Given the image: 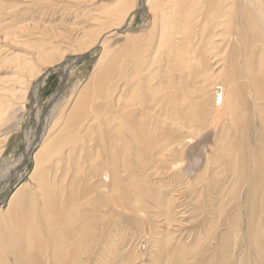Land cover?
Instances as JSON below:
<instances>
[{
    "label": "bare ground",
    "instance_id": "obj_1",
    "mask_svg": "<svg viewBox=\"0 0 264 264\" xmlns=\"http://www.w3.org/2000/svg\"><path fill=\"white\" fill-rule=\"evenodd\" d=\"M59 1L0 0L1 190L33 164L0 204V264H264V0H144L139 32L141 0H83L35 36L25 16Z\"/></svg>",
    "mask_w": 264,
    "mask_h": 264
},
{
    "label": "rangeland",
    "instance_id": "obj_2",
    "mask_svg": "<svg viewBox=\"0 0 264 264\" xmlns=\"http://www.w3.org/2000/svg\"><path fill=\"white\" fill-rule=\"evenodd\" d=\"M23 1H30V0H23ZM48 1V0H47ZM59 1V0H58ZM61 1H62V4H61ZM70 1H72V2H70ZM79 1V3H77L78 5H80L79 6V8L82 10V3H81V1L83 2V0H60L59 2H57L56 3V5H55V12L54 11H51V12H47V13H43V14H39V13H37V12H32V11H30L25 17V20L27 21H25L24 22V24L26 23L27 24V26H28V24H29V26L30 25H32L31 26V28L34 30H32L33 31V33H35L36 35L35 36H38V29L37 28H39V24L37 25V23L38 22H40L41 20H44V18H46V21L49 19H51L53 22H54V25H55V27L59 24L58 22H60L61 21V19L62 18H66L65 20H66V22H65V24H63V26H62V24L60 25H58V26H61L62 28H69L70 26H69V24L71 23V22H73V20H71V17H72V13L76 10V9H74V8H78V7H75L76 6V4H75V2H78ZM85 1H87V3L89 4V8L91 7V8H93V6L92 5H94V4H92V3H94V2H96L95 0H85ZM99 1V2H98ZM96 3H95V5L96 6H98L99 4H101L103 1H105V2H110L111 1V3L113 4L114 3V1L115 0H98ZM42 2H45V1H42ZM91 2V3H90ZM45 3H47V2H45ZM64 3V4H63ZM86 3V4H87ZM70 4V5H69ZM84 4V3H83ZM92 4V5H91ZM60 5V6H59ZM61 5H63V6H61ZM138 5H140V7L137 9V12H136V22H135V24H133V28H132V31H134V32H139L143 27L142 26H144V23H146L148 20H149V12H148V10H147V8L145 7V5H144V0H141V2H139V4ZM4 6H6V5H2V7H4ZM57 6V7H56ZM65 6L66 7H68L69 8V10H65ZM74 8H73V7ZM86 6V5H85ZM59 7V8H58ZM64 7V8H63ZM63 8V9H62ZM67 8V9H68ZM2 9H5V8H2ZM74 9V10H73ZM14 11V9H11V10H8V13L10 12V11ZM65 10V11H64ZM79 10V9H78ZM147 10V11H146ZM83 11H85V9L83 10ZM55 13V17H52L53 16V14ZM56 12H58V14L56 13ZM76 12V11H75ZM74 12V13H75ZM34 13V14H33ZM51 13V14H50ZM66 13V14H65ZM83 13V12H82ZM82 13L80 14V16L82 15ZM86 13V12H85ZM52 15V16H51ZM65 15V16H64ZM41 16H43V17H41ZM61 16V17H60ZM68 16V17H67ZM22 18H23V16H21ZM30 17H32V19L30 18ZM34 17H35V19H34ZM37 17V18H36ZM30 18V19H29ZM42 18V19H41ZM80 18V17H79ZM78 18V20H77V22L79 21V20H81L82 18H83V15L81 16V18L79 19ZM148 18V19H147ZM21 19V18H20ZM29 19V20H28ZM37 19H39V20H37ZM58 19V20H57ZM36 20V21H35ZM35 21V25H34V22ZM30 22V23H29ZM70 22V23H69ZM32 23V24H31ZM49 23V22H48ZM47 23V24H48ZM56 23H57V25H56ZM67 23V24H66ZM68 25V26H67ZM33 26H35V27H33ZM36 26H37V28H36ZM57 26V27H58ZM136 26V27H135ZM141 27V28H140ZM139 29V30H138ZM61 30V29H60ZM138 30V31H137ZM28 31V32H27ZM26 32L27 33H29V29L27 30ZM37 32V33H36ZM66 32H68V30L66 31ZM34 35V34H33ZM68 40V39H67ZM67 40H64V41H60V44H65L64 42H66ZM62 46V45H61ZM66 46H68V44H65V46H63V47H66ZM26 48V47H25ZM27 49V48H26ZM98 49V48H97ZM96 49V50H97ZM12 50V52L14 51L13 49H11ZM11 50H5V52H7L8 54H10V53H12L11 52ZM99 50H100V48H99ZM9 51V52H8ZM35 51V50H34ZM6 53V54H7ZM98 54H99V52H95V51H92L90 54H88V55H85V57L82 59V60H80V61H78L76 64H74V65H71V68L69 69V71H71V70H75V72L73 73V78L71 77V79H72V81H71V83L72 84H70V85H68V86H73V83H75L76 84V81H78L80 78V76H78L79 74L80 75H83V79L85 78H87L88 76H91V72H92V69H93V65H94V63H95V61H96V59H97V57H98ZM11 57L9 56L8 58H7V60H9ZM34 65H32V67H33V69H34V67H35V71L34 72H37L38 71V69H39V67H41V63H40V61L39 60H37V59H34ZM69 64V63H68ZM85 72V73H84ZM61 74H62V71H57V72H54V73H52L51 74V76L47 79V81H46V83H45V86H44V88L42 89V87H39V97H38V99H37V101H36V99H35V102L36 103H38V106L37 107H39L40 106V109H41V111H45V112H47V110H49L52 106H53V103H54V100L53 99H55L54 98V96H55V94L57 93V91H58V88L60 87V85H61V82H62V76H61ZM87 76V77H86ZM78 77V78H77ZM69 78H70V73H69ZM76 78V79H75ZM78 79V80H77ZM69 81H70V79H69ZM86 81V80H85ZM67 86V90L69 89V87ZM71 86V87H72ZM64 88H66V87H64ZM66 90V91H67ZM64 91V90H63ZM65 91V92H66ZM220 98V97H219ZM34 100L31 98V99H29V104H30V106H31V108H33V105H35V103L33 102ZM29 106V107H30ZM45 112L43 113V114H45ZM29 113H27V111L25 110L24 112H22V115H21V117L22 116H24V117H22V118H20V120H21V122H18L17 121V127L18 128H21L20 130H23V131H20V133H18V135L19 136H17V137H15L14 139H13V141H12V145L14 146H12L14 149V151L16 152V154H21V152H23V149H24V146H25V139L23 138V133L25 132H27V129H35V127H36V122H35V120H31L30 119V117H28L29 115H28ZM27 122V123H26ZM21 126V127H20ZM37 128H38V126H37ZM19 145H18V144ZM16 144V145H15ZM18 146V148H17V150H15V148ZM14 156H15V154L13 155H11L9 158L7 157L6 159L7 160H4V162H0V167L1 168H7V167H9V165H11V163H15V161H14ZM16 157H17V155H16ZM31 162V160H29L28 161V164H27V166L26 167H24L23 168V170L20 172V173H22L21 174V179L19 178V179H17L16 181H14V182H10L11 184L9 185V188H8V191L6 190H4V191H2L1 189H2V186L0 185V204L1 203H3V202H5V201H7L8 199H9V197L11 196V194L13 193V191L15 190V188L17 187V185H19V183H22L23 181H25L26 180V178L30 175V173H31V171H32V169H33V164H32V162ZM25 179V180H24ZM19 180H21V181H19ZM130 225V224H129ZM124 225L123 227L126 229H124L126 232H125V238H127L126 240H125V242L126 243H124V245H126V244H131L132 246H138L139 248L141 247V246H143V245H141L142 244V236H141V232L138 230V232H136L135 231V229H133L132 228V226L130 225ZM156 226H157V224H156V221H153V223L151 224V228H152V230H155L156 229ZM132 232H134L133 234H132ZM132 234V235H131ZM146 244L144 243V246H145ZM127 246V245H126ZM148 248H149V246H148ZM147 253V252H146ZM149 256V255H148ZM150 263V262H149ZM119 264H121V262H119ZM151 264V263H150Z\"/></svg>",
    "mask_w": 264,
    "mask_h": 264
}]
</instances>
